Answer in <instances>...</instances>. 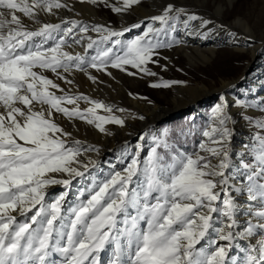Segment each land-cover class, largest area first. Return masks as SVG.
Segmentation results:
<instances>
[{
  "label": "snow or ice",
  "instance_id": "1",
  "mask_svg": "<svg viewBox=\"0 0 264 264\" xmlns=\"http://www.w3.org/2000/svg\"><path fill=\"white\" fill-rule=\"evenodd\" d=\"M81 2L107 5V0ZM140 2L122 0L123 7L112 6V10L119 13ZM65 7L62 0H0V264H100L102 251L110 253L107 264H264V135L253 138L254 163L242 160L239 165L247 183L231 184L235 177L227 170L234 167L229 146L232 117L223 97L211 110V124L201 132L206 142L200 143V151H158L170 149L169 130L164 129L153 137L154 146L143 160L139 145L135 153L128 152L127 144L122 146L121 163L131 157L126 166L103 181L93 180L86 199L78 197L67 208V191L46 199L49 186L67 189L74 178H83L90 167H97L94 160L80 159L96 149L65 139L71 133L56 122L54 114L84 120L109 135L106 124L124 125L117 116L97 115L98 109L111 114L112 106L84 94L71 95L46 73L71 84L65 74L73 69L100 71L110 63L113 68L131 65L156 75L144 66L152 61L155 49L171 47V42L162 43L158 37L175 31L185 13L169 3L162 14L149 18L152 23L143 35L121 41L118 38L131 29L116 31L75 20L62 21L63 28L41 22V12ZM17 12L32 25H25ZM198 19L202 25L211 23L196 15L187 16L183 23L187 26L189 20ZM155 22L164 27H153ZM74 29L100 34L99 41L87 38L85 55L65 50L71 47L69 38L81 43ZM109 42L111 46L101 47ZM94 48L96 55L86 59L87 50ZM180 83L184 82L163 81L151 87ZM81 100L91 107L81 110ZM255 126L264 129V121ZM62 176L67 178H58ZM244 191L258 209L241 208L232 193ZM240 212L249 217L243 226L236 218ZM213 232L226 243L208 239L204 247L202 241ZM258 232L260 239L254 245H240V240L250 241ZM232 251L244 255L230 256Z\"/></svg>",
  "mask_w": 264,
  "mask_h": 264
},
{
  "label": "rangeland",
  "instance_id": "2",
  "mask_svg": "<svg viewBox=\"0 0 264 264\" xmlns=\"http://www.w3.org/2000/svg\"><path fill=\"white\" fill-rule=\"evenodd\" d=\"M67 0H62L63 3H65ZM170 1V2H169ZM168 4L171 3L174 8H183L178 5V0H169ZM240 1V2H239ZM239 4L243 8V14L246 16V18L249 19L250 22H263L264 25V5L263 0H239ZM173 2V3H172ZM237 2V0H235ZM118 5H114L113 0H107V5L105 3H98V7L101 13V17L106 20V23L113 24V25H119L124 24L123 27H121L120 30L129 28L131 29L128 32H125L122 37H120L121 41H127L134 39L136 36L143 35V32L146 31L147 25L149 23H152L151 20H142L136 22H132V6L129 7L127 10H122L121 12L117 13L112 10V6L115 7H123L122 0L118 2ZM149 3V0H141L140 4L147 5ZM195 8V7H194ZM192 8H188V10H191V14L188 12V14L193 15L197 12L200 14V16L207 14H201L203 12H199L198 10ZM185 9V8H183ZM186 10V9H185ZM211 12V10H209ZM194 12V13H193ZM129 13L128 17H123V14ZM42 15H45L44 12L41 13ZM129 18V19H128ZM182 19V17H180ZM231 19V16L226 17V23H229ZM121 22V23H120ZM135 24H141L140 28H132V25ZM153 27L155 28H161L164 27L159 22L154 23ZM119 30V31H120ZM240 27L234 26V28L231 30L233 33H239ZM75 32H78V29H75ZM231 34V33H230ZM80 36V37H79ZM77 35V38H81V40L84 38L83 35ZM152 39V37H149ZM113 40L116 38L113 37ZM160 42L162 43H168L171 42V47H163L155 49V55L152 57V61H149L144 67H147L149 71L155 73L156 75H148L144 72H142L140 69L133 68L131 65H125L124 70H121L119 68H114L116 71L112 72L115 74H112L108 76L107 73H100L98 74V77H102L104 79H110L112 76V80L114 81V89L112 90V93L108 95V93H105L104 95H108L107 97H103V94L98 93L97 97L95 98L96 101H100L103 104L109 105L113 107V112L111 114L107 113L103 109L97 110V115L100 116H108V115H114L124 120V125H116V124H106L108 126H113V128H123L127 125V118L131 119V122L133 120V125L130 126V134H132V131L141 128V124L145 122V118L143 116H138L136 113L129 114L128 112L124 111L126 110L124 108V103L129 101L130 96H132L133 99H136V96H139L142 100L143 107H149L150 105L153 106L156 103L161 104L164 108H171V101L175 98V88L177 86H196V85H204L208 88H215L218 87L220 82L222 80H232L234 78H240L245 73V68L247 66V61L250 59L247 55H240L239 53L231 50L230 46H227L225 43L218 44L217 51V58H213L212 62L206 61L203 58H199V60H195V64L193 62H190L189 60L180 59L177 57V52L175 49L179 46L180 38L178 36L177 30L175 31H168L167 34L161 33L158 37ZM86 40V39H85ZM84 40V41H85ZM107 47L111 46V42H109L108 45H101V47ZM264 50V48L262 49ZM234 52V53H233ZM168 53L167 55H165ZM264 53V51H263ZM96 55V50L89 49L87 50L86 59L90 56ZM178 60V61H177ZM177 61V62H175ZM255 64H264V56L260 57L258 60L255 61ZM113 68L111 67V64L109 63L106 68L102 69L104 71H107L106 69ZM255 67H253L250 70V74L255 72ZM94 69L91 67H88L86 71H82V79L86 83V85L89 87V83L93 84L96 83V81H91L86 75V72L89 70ZM97 72V71H96ZM134 73L133 75H129L128 73ZM259 77L262 76L256 73ZM256 78L248 79L244 82L242 87H238L233 91L231 94L232 97H235L234 105L231 104L229 109H226V111L230 110L231 108L238 109L241 111V117L239 118V121L237 122V125L242 127L243 125H249L252 126L254 129L253 134L251 135V138L248 139V141L245 142V152H243L242 158H231L233 159L232 164L234 163V167L238 168L239 173L241 174H235L234 179L230 181L231 184L236 185V181L238 179L242 180V183L245 185L247 183L246 179H244V176L242 175L243 169H239V165L241 161L245 163H254L252 159L253 155V148L252 145L254 143L253 138L259 134L264 135V129H260L255 126V122L258 121H264V100L260 99L259 96H251L248 95L249 89L254 90V81ZM264 79V77H262ZM163 81H182L184 83L180 84H172L170 87H151L154 83H161ZM194 83V84H193ZM138 84V85H137ZM120 93V95L117 93ZM189 93H185L182 91L181 94H179V97L182 98L183 96L187 95L185 98L190 99L191 96H188ZM110 96H113L116 100H113ZM117 96V97H116ZM108 98V99H107ZM128 98V99H127ZM214 99H216L214 101ZM104 100V101H103ZM107 101V102H106ZM109 102V103H108ZM148 103V104H147ZM220 103L218 101L217 96H211L209 99H207L205 102H202L201 105L198 106H188L182 110H179L174 113H170L168 116L162 118L158 124L152 126L146 135L143 137L142 142L139 141V137L132 140L131 150L129 153H135L137 151V145H139V152H140V158L143 160L148 152L150 151L151 147L153 145V137L154 136H160L162 130L168 129L169 130V136L167 137L168 143L170 145V149H158V151L164 153L169 151H175V152H187V153H193L200 151L199 145L202 141L206 142V138H204L201 135L202 130L211 124V110L212 108ZM145 105V106H144ZM79 107L81 110L87 109L86 107H83L82 104L79 103ZM91 107V105L89 106ZM88 107V108H89ZM126 107V106H125ZM229 114V112H227ZM128 117H127V116ZM230 115V114H229ZM130 116V117H129ZM135 116V117H134ZM140 117H143V119H140ZM105 125V126H106ZM135 127V128H134ZM229 127L232 129L231 125ZM190 130V131H189ZM240 130L234 131L232 129V136H231V147H234L235 152L241 150V147H239V144L237 143V135L240 134ZM239 132V133H238ZM118 133V132H117ZM96 138H92V136L88 133L84 134H77L76 136L73 135L69 138V142L73 140H79L82 143L91 142L95 143L99 146L104 147L105 142L101 140V143H96ZM235 140V141H234ZM234 144V145H233ZM201 155H207L206 153H201ZM131 157H126V162L122 163L121 166L116 165L118 160H115L114 155L111 152L105 153L99 160L97 161V167H91L89 169V172L84 176L83 178H79L78 181L74 184V186L69 190L71 192H68V195L66 197V204L65 208L73 205L77 198L84 200L88 197V191L92 186L93 180L96 182L103 181L107 178V176L115 171H121L125 166L128 160ZM119 159V158H118ZM125 161V160H124ZM215 160H213L214 162ZM121 163V161H120ZM231 172H233V167L228 170V174L230 175ZM64 190V191H63ZM83 191L84 195L80 196V192ZM65 192V188L62 187L61 191L54 188L48 190L46 194V199L51 201L53 198L58 196L60 193ZM245 192V191H244ZM243 193V192H242ZM233 196H235L236 192L232 193ZM237 202L240 205L247 204L248 206H252L254 208L258 209V204L256 202H249L247 200L236 198ZM67 205V206H66ZM134 214V213H133ZM31 215V213L29 214ZM253 222L255 223V218L253 219ZM120 227H123V225H119ZM141 226L143 227V222H141ZM219 226V225H217ZM215 240L219 245H224L225 241L218 240V237L213 232L210 234L209 237L206 238L205 241H202V245L204 247H207V240ZM253 240L260 239L259 232L257 235L253 236ZM249 243L247 241H244V246L247 247ZM197 247H200L198 245ZM244 253L232 251L230 252V256H238L243 257ZM107 260H104V264H107Z\"/></svg>",
  "mask_w": 264,
  "mask_h": 264
},
{
  "label": "bare ground",
  "instance_id": "3",
  "mask_svg": "<svg viewBox=\"0 0 264 264\" xmlns=\"http://www.w3.org/2000/svg\"><path fill=\"white\" fill-rule=\"evenodd\" d=\"M120 0H113L114 5H118ZM169 0H149V3L147 5L143 4H136L132 6V22H138L142 20H149L150 17L160 15L163 12L164 7L168 4ZM235 2V0H178V5L185 8V13L182 14L180 17L179 23H177L176 30L178 33L179 38L181 39L179 42V46L175 49L177 52V57L182 59H187L190 62H193L195 64V60H199V58H203L206 61L212 62L213 58H217V51L218 44L225 43L227 46H230L231 50L239 53L240 55L244 54L247 55L250 61L248 60L247 66L245 68V73L240 78H234L232 80H222L218 87L215 88H208L204 85H196V86H177L175 88V98L171 101V108H164L161 104L156 103L153 106L149 107H143L142 100L139 96H136V99H133L132 96H130L129 101L124 103V108L126 112L129 114L136 113L138 116H143L145 118V122L141 124V128H138L134 131H132V134H130V126L133 125V120L131 122V117L127 118V125L123 128H113V126L106 125L105 128L109 134L100 132L94 125H90L86 123L84 120L81 119H72L69 120L65 118L62 114H54V117L56 119V122L68 133H71V136L77 135V134H84L89 133L92 138H96L97 141L93 139L96 143H101V140H103L102 143L105 142L104 147L99 146L95 143L86 142L82 143L84 147L93 146L96 150L88 151L84 155L80 157V159L87 163L89 159L98 161L99 158H101L105 153L111 152L115 160L121 161V151L122 146L127 144L128 152L131 150L132 140L139 137V141L142 142L143 139L141 137H144L148 130L158 124V122L168 116L170 113L177 112L179 110H182L188 106H198L201 105L202 102H205L207 99H209L211 96H217L218 101L221 103V97L224 98L223 103L226 105V109H229L231 104L236 101L235 97H232V93L235 89L238 87H242L245 81L251 78H256L253 85L254 90L249 89L248 95L251 96H259L260 99L264 100V64H255V61L258 60L262 55L264 56V53L262 50L264 48V25L263 22H257L253 21L250 22L248 18L243 14V8L241 7L239 2ZM170 2V1H169ZM264 2V0H263ZM67 4V7L60 8V9H54L53 13H45V15L39 14V18L42 23H52V24H61V27H65L62 23V21H79L83 24H87L89 26H96V25H102L106 28H111L113 30L119 31L121 27L124 26V24L119 25H113L106 23L107 19H104L101 17V13L97 4H91L86 2H81V0H67L65 1ZM173 3V2H172ZM264 5V3H263ZM194 8L198 10L199 12H203L201 14H206L200 16V14L197 12L193 15H196L203 20H208L211 23L208 25H202L201 20H189L187 26L184 25L183 21L187 19V16H189L191 13V10H188V8ZM211 10V12L209 11ZM190 11V12H189ZM188 12L190 14H188ZM21 20L24 22L25 25H32V22L28 20L27 17H24L22 13L17 12L16 13ZM129 13L123 14V17H128ZM231 16L230 22L226 23V17ZM129 19V18H128ZM121 23V22H120ZM157 23V22H155ZM234 26L240 27L239 33H234L235 35H231L233 32L231 30L234 28ZM231 33V34H230ZM74 36L83 35V39L81 40V43L76 44L71 38H69V43L71 44V47H66L65 50L69 51L72 54H81L85 55L86 51V44L88 42V37H91L94 40L99 41L100 34L94 31H89L88 33H80L79 29L78 32H75V29L73 31ZM80 37V36H79ZM116 38V37H115ZM86 39V40H85ZM117 39V38H116ZM120 39V37L118 38ZM85 40V41H84ZM105 47V46H104ZM234 53V52H233ZM166 53L165 55H167ZM178 61V60H177ZM175 61V62H177ZM255 67V72L250 74V70ZM107 71L100 70L102 73H107L108 76L115 74L112 72H115L116 70L114 68L106 69ZM96 69H91L88 72H86L87 77L89 76L95 77L96 83L90 84L89 87L86 85L84 80L82 79L83 73L82 71L75 70L70 74H65L68 76V79L72 80L73 83L68 84L65 83L62 80H58L55 78V75L51 72L46 73V75L53 79L55 83L60 85V88L64 89L66 92H68L71 95H80L84 94L87 96L90 100L96 101L95 98L97 97V94H103V97H107L109 94L112 93V90L116 85H114V81L112 80V76L110 79H104L102 77H98V74L100 73ZM262 75L258 76L256 73ZM84 75V74H83ZM93 81L92 79H89ZM194 84V83H193ZM138 85V84H137ZM184 91L185 93H189L188 96H191L190 99H186L185 96L182 98L179 97V94ZM105 93H108V95H104ZM117 93V92H116ZM57 95H62L63 93H60L57 91ZM120 95V93H117ZM116 96V97H117ZM113 98V100H116L113 96H110ZM108 99V98H107ZM128 99V98H127ZM104 101V100H103ZM117 101V100H116ZM107 102V101H106ZM82 104L83 107L88 108L90 106L89 103H86L85 101L81 100L79 102ZM109 103V102H108ZM148 104V103H147ZM126 106V107H125ZM72 107V106H68ZM230 116L232 117V122L229 124L231 125L232 129L234 131L240 130V134L237 135V143L239 144V147H241V150L237 151V153L234 150V147H231V140H230V149H231V158H242L243 152H245V142L248 141V139L251 138V135L254 132V129L252 126L249 125H243L242 127L237 125V122L239 121V118L241 117V111L238 109L231 108L228 110ZM127 116V115H126ZM128 117V116H127ZM135 117V116H134ZM135 128V127H134ZM118 132V133H117ZM238 132V133H239ZM70 136V137H71ZM70 137H65L69 141ZM235 141V140H234ZM119 158V159H118ZM235 158V159H236ZM232 159V161H233ZM124 163L126 162V157L124 158ZM117 162L116 165L121 166L122 163ZM214 161L213 163H215ZM234 165V163H233ZM91 168V167H90ZM89 168V169H90ZM85 173L84 176L89 172ZM228 171V170H227ZM238 173V168L233 167V172H231L230 175H235ZM58 178H67L66 176L58 177ZM81 177H76L72 180L71 185L66 189L63 185H51L47 188L46 194L48 190L50 189H58L61 191L62 187L65 188V191H69L74 184L78 181V179ZM237 186H243L242 180L238 179L236 182ZM64 191V190H63ZM233 195V194H232ZM236 198H241L244 200H247V193L245 192H236L235 194ZM67 206V205H66ZM242 209H246L249 206L247 204L240 205ZM237 220L240 222L241 226H243L244 221L249 219L246 212H240L237 214ZM254 219V218H252ZM241 229L238 228L237 231H240ZM253 238V237H252ZM250 239V241H247L249 244H255L256 239ZM245 240H240L239 243L242 247L244 246ZM109 252L102 251L100 253V264H104V260H106L109 257ZM54 259L59 260L60 258L58 256L53 257Z\"/></svg>",
  "mask_w": 264,
  "mask_h": 264
},
{
  "label": "water",
  "instance_id": "4",
  "mask_svg": "<svg viewBox=\"0 0 264 264\" xmlns=\"http://www.w3.org/2000/svg\"><path fill=\"white\" fill-rule=\"evenodd\" d=\"M216 99H214V101H215Z\"/></svg>",
  "mask_w": 264,
  "mask_h": 264
}]
</instances>
